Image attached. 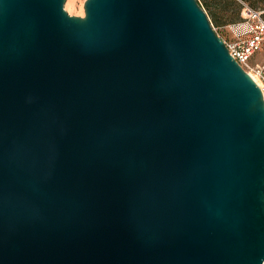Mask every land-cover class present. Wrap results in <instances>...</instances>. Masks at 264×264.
I'll return each instance as SVG.
<instances>
[{"label":"water","instance_id":"water-1","mask_svg":"<svg viewBox=\"0 0 264 264\" xmlns=\"http://www.w3.org/2000/svg\"><path fill=\"white\" fill-rule=\"evenodd\" d=\"M0 0V264H264V99L197 0Z\"/></svg>","mask_w":264,"mask_h":264},{"label":"built area","instance_id":"built-area-1","mask_svg":"<svg viewBox=\"0 0 264 264\" xmlns=\"http://www.w3.org/2000/svg\"><path fill=\"white\" fill-rule=\"evenodd\" d=\"M241 3V21L229 25L232 40H223L229 54L255 81L264 99V56L252 62L254 54L264 53V16L261 11Z\"/></svg>","mask_w":264,"mask_h":264},{"label":"crops","instance_id":"crops-1","mask_svg":"<svg viewBox=\"0 0 264 264\" xmlns=\"http://www.w3.org/2000/svg\"><path fill=\"white\" fill-rule=\"evenodd\" d=\"M198 3L200 4V6L203 8V10L205 11L209 21L211 23L214 22V24L216 25L217 28L223 29L226 26L238 23L241 21V3L245 2L247 3L249 6L250 4L253 6H250L254 9H257L259 11L262 12L263 16H264V0H238L239 6L237 4V13H236V17L233 19H223L221 17V11L220 10H228L229 9V5L230 2H233L235 0H218V3H216L215 1L212 2L211 0H197Z\"/></svg>","mask_w":264,"mask_h":264},{"label":"rangeland","instance_id":"rangeland-1","mask_svg":"<svg viewBox=\"0 0 264 264\" xmlns=\"http://www.w3.org/2000/svg\"><path fill=\"white\" fill-rule=\"evenodd\" d=\"M85 0H66L64 2L63 8L69 15H77V16H83V3ZM212 2L218 3V0H211ZM248 3V2H247ZM237 4L239 6L238 0H235L233 2H230L229 9L228 10H220L221 11V17L225 20L227 19H233L236 17L237 13ZM250 6H252L250 4ZM253 7V6H252ZM210 22V21H209ZM212 28L214 31L219 35L223 40H232L234 38L233 33L229 29L228 26L224 27L223 29L217 28L216 25L211 23ZM264 56V53L258 52L254 54L251 61H262Z\"/></svg>","mask_w":264,"mask_h":264}]
</instances>
